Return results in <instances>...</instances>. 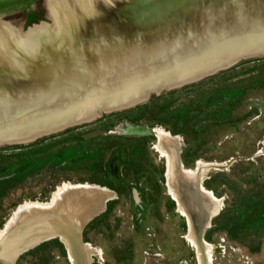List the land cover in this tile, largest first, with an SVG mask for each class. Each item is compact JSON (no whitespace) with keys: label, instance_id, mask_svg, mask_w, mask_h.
<instances>
[{"label":"rangeland","instance_id":"374dc122","mask_svg":"<svg viewBox=\"0 0 264 264\" xmlns=\"http://www.w3.org/2000/svg\"><path fill=\"white\" fill-rule=\"evenodd\" d=\"M48 2L46 11L40 0L44 23L23 27L21 14L0 13V26L18 36L54 26ZM253 8L264 13V0ZM246 60L225 74L152 92L133 107L102 113L25 148L1 146L0 233L21 206L94 185L113 195H104L103 210L80 231L90 251L86 264H264V63L239 65ZM128 127L146 133L127 134ZM158 128L179 137L173 142L188 176L202 174L206 192L200 194L219 210L207 226L194 229L178 213L165 185L167 157L154 147ZM14 264L71 262L55 237Z\"/></svg>","mask_w":264,"mask_h":264},{"label":"bare ground","instance_id":"6f19581e","mask_svg":"<svg viewBox=\"0 0 264 264\" xmlns=\"http://www.w3.org/2000/svg\"><path fill=\"white\" fill-rule=\"evenodd\" d=\"M259 1L49 0V14L54 26L37 28L23 36H18L11 28L0 26V100L33 92L40 83L51 86L63 84L68 90L61 96L63 108L54 112L58 115L63 109L70 112L71 106L81 111L90 107L91 110L98 109L105 99L130 90L138 93L150 89L157 93L160 90H154V86L160 82L178 80L174 84H164V88L179 86L195 79L194 74L198 71L204 74L207 70L229 65V56L235 50L247 45H264V13L253 8ZM234 2H239L233 4L237 5L238 15L246 14L248 9L244 10L245 7L253 9V13L255 11L254 24H241L239 28L242 31L237 36H232L228 27L220 28V39H217L215 13L232 6ZM188 6L191 8L184 11ZM181 19L192 21L182 30L183 34H187L185 41H162L153 46L133 43L135 33L141 31L145 35L166 30L167 21ZM143 20L147 23L144 27L155 25L149 26L147 32L140 30L138 22ZM66 102L74 104L67 106ZM125 132L146 133L133 127H128ZM154 132L158 137L155 149L167 157L166 183L177 203L178 213L194 229L207 226L209 218L217 210L209 208L208 199L199 194L206 190L200 187L197 190L195 176L189 177L190 173L182 168L180 156L178 159L179 147L173 142L179 137L159 128ZM177 170L188 179L181 180ZM82 192L83 201L78 198ZM107 194L113 195L103 187L84 185L60 191L49 203L20 205L21 208L8 220L0 236L13 223L15 226L11 235L15 236L22 226L27 225V218L40 213L45 225L32 227L22 237L33 242L60 237L67 247L71 264H86L90 251L80 240L81 217L84 212L95 209L100 212L108 199L104 196ZM60 229L66 232L63 237L59 235ZM192 244L198 248L197 244ZM0 264H14L4 249H0Z\"/></svg>","mask_w":264,"mask_h":264},{"label":"water","instance_id":"95a60500","mask_svg":"<svg viewBox=\"0 0 264 264\" xmlns=\"http://www.w3.org/2000/svg\"><path fill=\"white\" fill-rule=\"evenodd\" d=\"M235 3L236 2L232 3L231 4L232 6L225 8L224 10L217 11L215 13L216 21H218L216 22L215 25L218 31L217 39H220L219 37V31H221L220 28H222L223 30L225 27H228L231 29L230 32L232 33V36H237L242 31L239 28L241 24H249V23L254 24V20L256 18L254 19L253 15L255 11L253 13L252 12L253 9H249L248 7H245L244 10L248 9L246 10L247 11L246 14L238 15V13L236 12L237 5L236 7L233 5ZM236 4H239V2ZM45 7L47 11L46 0H45ZM190 8H191L190 6L185 7L184 11H188ZM199 9L202 8L199 7ZM254 16H256V14ZM47 19L50 21L48 17V12H47ZM191 22L192 21L189 19H183V20L181 19L180 21H167L165 27L168 28L170 31L166 29L156 32H148L146 34L144 33L145 35H142L141 31H139L135 33V36L133 37V43H135L136 45L153 46L154 44L162 41L168 43L185 41L187 39L185 38L187 34H183L182 30L188 27L190 25L189 23ZM38 23H44V22L39 21ZM138 23L141 26V28L139 29L140 30L144 29L146 32L148 31L149 26L151 28L155 25V23H153V24H149L148 27H144L145 25H147V23L144 22V20L139 21ZM37 25L38 24L35 23L31 25L30 28ZM162 27L164 26L162 25ZM220 36L222 35L220 34ZM188 39L191 40V38ZM190 42L191 41H189L188 43ZM191 44L192 43H190V45ZM229 57L231 58L230 59L231 63L229 65L223 68L207 70L206 72H204V74L202 73V71H198L194 74L195 79H190L191 81H187L186 83L181 84L179 87L202 80L208 76L213 75L218 71H222L227 68H230L241 60L264 57V45L262 44L247 45L246 47H243L240 50H235L234 52L231 53ZM187 78H189V76ZM177 81L178 80H172L167 83L174 84L177 83ZM167 83H161V82L158 83L157 85H155L156 87L154 86V90H158V89L160 91L163 90L162 87L164 88V84ZM175 88L178 87L168 88V89L170 90ZM26 89H28V87ZM66 89L68 90V87H66L63 84L61 85L59 83L55 84L54 86L47 85L46 83H42V84L40 83L38 86L34 87L33 92L25 93L18 98H13V99L8 98L6 100H0V147L30 143L43 136H48L57 133L59 131H62L66 128H69L71 126L83 124L89 120H94L95 118L99 117L102 113L105 114L110 112H116L126 108L133 107L139 103H142L152 93L150 89L149 90L145 89L144 91L141 90V92L138 93L134 92L135 90L133 91L125 90L127 92L120 94L118 93L115 97L107 98L104 101H102L100 103V108L98 109L95 108L94 110H91L90 107L81 111V110H77V108L75 109V106H71V108L69 109L70 112L67 111L65 112V110L63 109L64 112L61 111L60 115H56L54 114V112L63 108L62 106L63 103H61L62 102L61 96L62 94H64ZM66 104H69L67 106H70L71 104L74 103L66 102ZM147 134H151V131L148 130ZM176 172L178 176L181 178V180L188 179V177L180 170H177ZM165 173H166V167H165L164 177H165V185L167 187ZM194 185L197 190L200 186L203 187L202 174L200 173L196 174ZM78 198L81 201H83L84 199L83 192H82V196ZM218 211L219 210H217V212L214 215H216ZM98 214H99L98 209L89 212H84V214L81 217L82 227L80 228V231L93 217H95ZM213 216L209 218V223H210V219ZM26 222L27 225L22 226L21 228L19 227L20 228L18 231L19 233H17L15 236L11 235V230L15 226L13 225L14 223L9 225L10 226L9 229L0 236V249L6 250L10 255L11 259L13 260V262L16 257L27 252L28 250H30L40 242L49 240L51 238H55V237H51L49 239L45 238L37 242H33V240H28L23 238L22 236L24 235V233L28 232V230L31 229L32 227L45 225V221L43 220V217L41 216L40 213L39 215L34 216L32 218L30 217L27 218ZM59 233L61 237L66 235V232L63 229H60Z\"/></svg>","mask_w":264,"mask_h":264},{"label":"flooded vegetation","instance_id":"af4514ba","mask_svg":"<svg viewBox=\"0 0 264 264\" xmlns=\"http://www.w3.org/2000/svg\"><path fill=\"white\" fill-rule=\"evenodd\" d=\"M42 6L40 0H32L28 6L19 5V6H7L0 13H17L22 15L23 27L31 26L39 21L42 18Z\"/></svg>","mask_w":264,"mask_h":264},{"label":"trees","instance_id":"16d2710c","mask_svg":"<svg viewBox=\"0 0 264 264\" xmlns=\"http://www.w3.org/2000/svg\"><path fill=\"white\" fill-rule=\"evenodd\" d=\"M32 0H0V11L4 10V8H7V6H19V5H27L31 2ZM248 62H261L264 63V57L262 58H255V59H248L246 61L241 62L239 65L243 64V63H248ZM238 65H234L233 67H231L230 70L234 69L235 67H237ZM225 71L220 72V74H225ZM27 146H23V145H12V146H7L3 149H18V148H25ZM36 161V160H35ZM34 161V162H35ZM37 162V161H36Z\"/></svg>","mask_w":264,"mask_h":264}]
</instances>
